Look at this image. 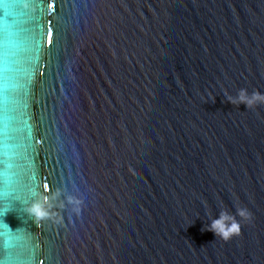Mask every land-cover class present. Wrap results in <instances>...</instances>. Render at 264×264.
<instances>
[{
	"label": "water",
	"instance_id": "water-1",
	"mask_svg": "<svg viewBox=\"0 0 264 264\" xmlns=\"http://www.w3.org/2000/svg\"><path fill=\"white\" fill-rule=\"evenodd\" d=\"M0 70V264H264V0H0Z\"/></svg>",
	"mask_w": 264,
	"mask_h": 264
},
{
	"label": "clouds",
	"instance_id": "clouds-1",
	"mask_svg": "<svg viewBox=\"0 0 264 264\" xmlns=\"http://www.w3.org/2000/svg\"><path fill=\"white\" fill-rule=\"evenodd\" d=\"M228 100L235 105L244 104L246 107H251L256 103H264V93L253 92L249 94L246 89H240L236 97H228ZM39 210V209H37ZM239 216L243 219H250L251 213L247 208H238L235 214L229 213L227 210H222L220 215L211 220L206 229L212 231L215 236H220L224 240L230 239L233 235H239L241 225L236 219Z\"/></svg>",
	"mask_w": 264,
	"mask_h": 264
},
{
	"label": "snow or ice",
	"instance_id": "snow-or-ice-1",
	"mask_svg": "<svg viewBox=\"0 0 264 264\" xmlns=\"http://www.w3.org/2000/svg\"><path fill=\"white\" fill-rule=\"evenodd\" d=\"M51 2V0H50ZM38 27L40 29L45 28V24L41 22L38 24ZM51 36H52V27H51V21L47 22V31L41 36V41H47L49 44H51ZM0 75H3V70H0ZM0 91H3L2 88H0ZM45 188H47V184L45 183ZM22 204V202H21ZM13 208H9L8 212L13 211ZM21 211H24L23 207L20 208ZM6 212H0V221L4 220L3 218L7 215ZM15 264H44V261L40 260L38 257H34L33 259L26 260V261H17Z\"/></svg>",
	"mask_w": 264,
	"mask_h": 264
}]
</instances>
